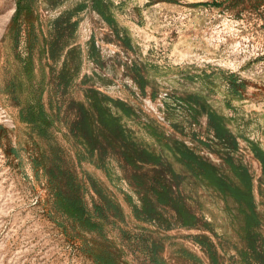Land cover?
<instances>
[{"label":"rangeland","instance_id":"374dc122","mask_svg":"<svg viewBox=\"0 0 264 264\" xmlns=\"http://www.w3.org/2000/svg\"><path fill=\"white\" fill-rule=\"evenodd\" d=\"M98 3L0 0V264H264V0ZM72 197L95 229L56 206Z\"/></svg>","mask_w":264,"mask_h":264},{"label":"trees","instance_id":"16d2710c","mask_svg":"<svg viewBox=\"0 0 264 264\" xmlns=\"http://www.w3.org/2000/svg\"><path fill=\"white\" fill-rule=\"evenodd\" d=\"M20 2V0H19ZM20 4V3H19ZM99 7H101L102 5V0H99ZM21 7L20 5L17 7V12H20ZM99 11L101 12V10L99 9ZM236 88V87H235ZM95 103H99L97 101H93V105L95 107V114L97 117V121L104 127V129L106 131L113 132V128L115 127L116 124V118L115 116H113L112 114H109L107 109L101 105L99 103V105H96ZM122 110H125L127 113H129V110L124 107L123 105L121 106ZM211 120V119H210ZM211 124L214 128V130L216 131L218 138L222 136H225V129L223 128L222 124L219 122L214 123L211 120ZM118 131L122 132V129L120 127H118ZM116 128V129H117ZM115 129V131H116ZM114 131V132H115ZM123 133V132H122ZM181 153L183 154L184 157H186L187 160L192 161L194 160V162L199 166V169H201L205 175V177L207 179H209V181L214 185L219 187L222 190H225V187L223 185V182L221 180H219L216 177L215 174V170L213 167L207 165L206 163L198 160L197 158H195L194 156H192L193 154L187 152V151H181ZM256 155L259 158H262L263 162H264V156L261 154V152L259 150H255ZM127 160L129 161V163L133 164L136 166V161L137 160H141L142 157H140V154H138L135 151H131V154L127 155ZM157 161V160H156ZM248 176V175H247ZM160 190L158 189H154V195L156 196V201L158 204L163 205V206H169L172 207L173 209H175V211H177V213L179 214L180 218H181V223L183 226L185 227H193L197 221L196 216L185 206V204L181 201L180 197H176L174 195V192L171 188V186H169L166 183H162ZM248 192H250V185L247 186ZM62 197V196H61ZM237 198L242 199L244 198L243 196L240 195V193H237ZM104 201V206L107 208L112 207V202L110 200H106L105 198L103 199ZM248 200V201H247ZM246 201L249 202L251 204L252 198L251 197H246ZM154 204L152 202H148L145 203V205H143V212L147 213V214H154L156 208L153 206ZM56 206L61 209V208H65L64 210L67 211L68 215L71 217L72 220L80 222L81 224L85 225L87 227V229L93 230L96 228L97 224L93 223V221L91 222V218L89 216H87L86 214V209L82 203V201L80 199L77 198H59L56 201ZM134 211L137 214V216H139L140 214V210L138 209V207L134 206ZM254 218V224H257V219L255 216H253ZM87 253L93 258V260L97 263V264H128L126 262H118L117 260H115V258L112 256V254L108 253L106 254V256L102 255V254H96L95 252H93V249H88ZM214 264L216 263L215 258H213Z\"/></svg>","mask_w":264,"mask_h":264}]
</instances>
